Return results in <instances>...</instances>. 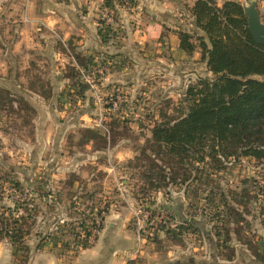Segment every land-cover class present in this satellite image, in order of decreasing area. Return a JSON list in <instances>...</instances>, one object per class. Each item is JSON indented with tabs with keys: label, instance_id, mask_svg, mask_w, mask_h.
<instances>
[{
	"label": "rangeland",
	"instance_id": "374dc122",
	"mask_svg": "<svg viewBox=\"0 0 264 264\" xmlns=\"http://www.w3.org/2000/svg\"><path fill=\"white\" fill-rule=\"evenodd\" d=\"M71 1L35 0L28 18L25 0L23 18L0 32V216L29 226L26 263L1 238L0 264H39L43 251L69 264L117 212L138 264H264V157L181 162L153 188L157 168L140 152L155 123L186 111L187 86L211 77L202 66L169 87L138 47L164 43L140 37L158 10L150 1L170 3L163 26L177 33L194 28L192 0ZM255 2L264 23V0Z\"/></svg>",
	"mask_w": 264,
	"mask_h": 264
},
{
	"label": "trees",
	"instance_id": "16d2710c",
	"mask_svg": "<svg viewBox=\"0 0 264 264\" xmlns=\"http://www.w3.org/2000/svg\"><path fill=\"white\" fill-rule=\"evenodd\" d=\"M189 12L194 28L177 32L179 47L186 53L198 47L211 77L189 84L186 111L155 123L140 148L148 171L157 168L155 177L147 176L153 188L163 187L168 178L165 169L181 162L264 157V46L255 42L247 28L244 6L235 0L220 5L214 0H195ZM76 62L85 65L79 57ZM18 101L26 105L24 99ZM176 214L179 223L193 227V220L187 221L179 211ZM11 217L0 216V239L7 238L14 253L26 251L22 256L26 263L29 248L24 240L29 228L25 227L29 226L20 222L22 216ZM84 231L88 236L89 230ZM81 245L88 247L86 241Z\"/></svg>",
	"mask_w": 264,
	"mask_h": 264
},
{
	"label": "crops",
	"instance_id": "0c3cea01",
	"mask_svg": "<svg viewBox=\"0 0 264 264\" xmlns=\"http://www.w3.org/2000/svg\"><path fill=\"white\" fill-rule=\"evenodd\" d=\"M194 1L195 0L189 1L188 5H192ZM218 1L220 3L224 0ZM71 2L72 6H78L77 0H72ZM150 2L154 8L158 10L151 12V20L147 21L146 25L140 30L141 33H143L140 37L144 39L143 42L162 38L164 39V43L158 42L155 44L157 45L156 50H153L149 45L146 48L143 44L138 46L139 49L144 48L145 58H142V61L147 68V72L158 73V81L162 78L165 85H169V87L171 85L174 87L176 83L190 82L189 78L194 79L193 77H197L198 70L201 69L202 66H204L206 72L210 74V71L206 68L205 60L201 58V51L198 47L192 53H186L179 47L177 33L171 28H166L165 31L163 26L167 18L165 9L170 3H164L162 6V4L158 5L155 2ZM24 4L25 0H0V32L3 27L18 22L23 18ZM27 12L28 18L37 16L38 13L35 9V0H29ZM57 17L58 15L56 14L54 17L55 20H57ZM19 30V26H15L11 34ZM19 32L23 33V28ZM137 36L138 35H136V37ZM16 42H19V40ZM1 43H6V40H2ZM184 70L186 72V74L183 75L186 77L185 80L183 77H178L181 76L180 73ZM118 216V212L110 215L106 219L107 226L102 230L94 246L80 252L75 260L69 264H138L137 261L133 260V255L130 256L127 254V247L132 246L133 243L129 234H127L125 230H122V227L125 226V215ZM110 226H117L118 230L116 229L117 231L111 233L109 231ZM37 256L39 264L40 261H42L41 264L56 263L55 258L45 251L37 253L35 257Z\"/></svg>",
	"mask_w": 264,
	"mask_h": 264
},
{
	"label": "water",
	"instance_id": "95a60500",
	"mask_svg": "<svg viewBox=\"0 0 264 264\" xmlns=\"http://www.w3.org/2000/svg\"><path fill=\"white\" fill-rule=\"evenodd\" d=\"M244 13L247 17V28L257 44L264 46V23L261 21L259 10L255 0L244 6Z\"/></svg>",
	"mask_w": 264,
	"mask_h": 264
}]
</instances>
